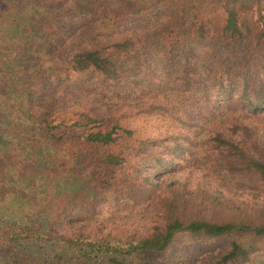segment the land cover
<instances>
[{"label":"trees","instance_id":"16d2710c","mask_svg":"<svg viewBox=\"0 0 264 264\" xmlns=\"http://www.w3.org/2000/svg\"><path fill=\"white\" fill-rule=\"evenodd\" d=\"M124 1L0 0V264H264V0Z\"/></svg>","mask_w":264,"mask_h":264},{"label":"rangeland","instance_id":"374dc122","mask_svg":"<svg viewBox=\"0 0 264 264\" xmlns=\"http://www.w3.org/2000/svg\"><path fill=\"white\" fill-rule=\"evenodd\" d=\"M126 1H128V0H125L124 2L126 3ZM118 6H119V4H118ZM121 10H123V8H121ZM77 24H78V22H77ZM152 64H153V63H152ZM149 72H150V71H149ZM149 72H148V73H149ZM150 73L153 74V75L158 74V73H159V69H157L156 67H153ZM146 77H148V76H146ZM181 178H182V177L179 175V173H176V174H169V175H166L163 179H161V181H169V180H172V179H181ZM263 194H264V193H263ZM114 209H115V207H112V211H113ZM105 210H106V209H103L101 212H99L98 215H99L100 217H103L102 214L104 215ZM122 212H130V211L127 210V211H122ZM132 212H134V210H132ZM113 216H114V219H115V220L118 219V217L116 216V214L113 215Z\"/></svg>","mask_w":264,"mask_h":264}]
</instances>
